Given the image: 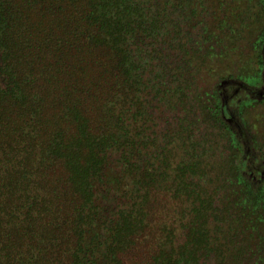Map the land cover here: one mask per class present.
<instances>
[{"label": "trees", "instance_id": "16d2710c", "mask_svg": "<svg viewBox=\"0 0 264 264\" xmlns=\"http://www.w3.org/2000/svg\"><path fill=\"white\" fill-rule=\"evenodd\" d=\"M249 13L0 0V264H224L244 250L241 212L264 239V180L246 175L221 88L256 78L264 56L247 74L209 66L215 85L194 65L239 43Z\"/></svg>", "mask_w": 264, "mask_h": 264}, {"label": "rangeland", "instance_id": "374dc122", "mask_svg": "<svg viewBox=\"0 0 264 264\" xmlns=\"http://www.w3.org/2000/svg\"><path fill=\"white\" fill-rule=\"evenodd\" d=\"M246 1L248 0H239L238 2L234 0V4L238 5V3H240V5L248 8L249 12H251L249 13L250 16L247 14V18L244 19L242 23H239V32L234 33L235 35H239V43L236 45L231 44L229 43V40L226 42V46L225 41L222 45L220 44L222 49H219L218 53L221 52L223 55L218 59H216V56L214 58L215 61L212 62L213 64H210V62L206 60L203 63L204 67L199 69L201 64H198L200 62H194V65L197 64L196 68H198V75L203 74L200 78V84L208 85L213 82L215 85V83L218 82V80L215 81L216 79L210 75L209 71L211 67L209 66L215 68L218 67L219 69L226 68L227 66L229 68L227 71L228 74L230 69L235 71L237 67L244 68L243 74H247L248 71L246 68L249 69L254 66L259 68L257 64L259 61L261 62V54L262 57L264 56V38L263 35L260 36V33L257 34V30L254 29L264 28V12H261L260 5L258 4L251 6L252 0L249 1V6ZM231 5L230 2L226 3L224 11L229 9ZM252 7L254 13L251 10ZM232 35L233 33L230 31L226 36L227 40L228 38H231ZM214 47H216L215 42ZM261 67L262 66H260V73L256 78L240 77L234 79L236 77H229L221 84V88L224 91L222 92V97L224 99V104L227 107L226 112L230 115L228 122L235 129V136L242 145V158L246 160V163L244 164L246 175L251 170L253 174L262 177H260L261 179L258 178L259 180H257L256 177L253 180L255 184H260L264 180V173L263 176L259 175L261 170L264 171V64L263 67ZM204 88H207V86ZM239 98L240 100L237 102ZM206 113L209 114V112ZM216 132H218V130H216ZM227 160L230 162L229 158H227ZM210 182L211 181H209V183ZM213 184L214 182L212 181V186ZM216 185L217 184L214 185L213 189ZM222 192L226 193L225 190ZM240 215L244 221L240 227L241 229L238 231L239 237L236 238V244L238 245L237 247H243L244 250L237 254L227 253V258L225 259L226 261H224V264H227L229 259L231 260V257L234 256H238V259L240 261L242 260V264H246V262L254 263L255 259L258 260V258L262 257V264H264V239H260V235L255 233L254 228L252 231L250 229L248 230V228L252 226L250 221L245 219L244 212H241ZM257 224H259L258 227L264 228V221L256 223V225ZM247 248L249 249L247 250ZM252 250L255 251V254L251 252ZM258 255H260V257H258ZM212 257L214 258L213 264H216L218 259L214 256Z\"/></svg>", "mask_w": 264, "mask_h": 264}]
</instances>
